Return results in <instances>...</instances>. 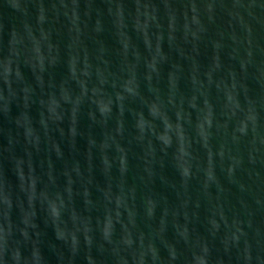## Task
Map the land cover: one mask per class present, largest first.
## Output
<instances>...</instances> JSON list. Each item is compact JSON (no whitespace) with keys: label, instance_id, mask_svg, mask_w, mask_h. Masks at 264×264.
<instances>
[{"label":"clouds","instance_id":"9594fccd","mask_svg":"<svg viewBox=\"0 0 264 264\" xmlns=\"http://www.w3.org/2000/svg\"><path fill=\"white\" fill-rule=\"evenodd\" d=\"M0 6V264H264V0Z\"/></svg>","mask_w":264,"mask_h":264},{"label":"water","instance_id":"95a60500","mask_svg":"<svg viewBox=\"0 0 264 264\" xmlns=\"http://www.w3.org/2000/svg\"><path fill=\"white\" fill-rule=\"evenodd\" d=\"M100 2H101V0H96L97 4H100ZM125 2L129 5V7L131 6V0H125ZM101 7H102V5H101ZM18 23H19V18L9 8H7L6 6H0V25H3V28H4L5 31L10 26L18 24ZM254 27H255V25H254ZM255 35H256L258 40H260L261 42H264V33H261L259 31H257L255 33ZM104 39H105L106 43L109 44V45H112L114 43L112 38H111V36H110V34H108V33L104 34ZM204 61H205V56H204L203 49H202L201 62H204ZM22 71H24L26 79H28L30 81L31 80V76L28 73L27 69H22ZM52 75H53L54 80H59L64 75L63 66L62 65H57L56 68H54L52 70ZM12 111H13V113H15L16 109L13 108ZM32 116H33V118H36V116H37V107L35 105H33V108H32ZM9 126L10 125L4 123L3 121H0V127H9ZM80 127H81L82 130L88 131V120H87L86 116H82L81 117ZM91 131L93 132V134H95L97 136L99 135V129L93 128ZM57 139H59L58 136H57ZM0 140H2V138H0ZM77 144L82 150L83 149V144H84L83 139L78 138ZM35 162H36V157H34V163ZM54 165H55L56 168H60L62 166L60 161H54ZM4 167H5V171L7 172V164H6V162L4 164ZM163 174L165 176H167L169 179H173L174 176H175L174 171L171 169V167H169L167 165V163L165 164V168L163 169ZM97 179L98 180L101 179L98 174H97ZM155 187H156V189L158 191L159 190H163V188L160 185L159 181L156 182ZM196 190H197V185L195 183H193L190 191H191V193L193 195H195L196 194ZM168 196H169L170 200L173 199L171 193H168ZM41 216H42V214H38L37 223L40 225L41 230L45 233L43 239H44L45 242L51 241L52 240L51 228L50 227H48V228L44 227L43 223L41 222ZM141 226L143 227V225H141ZM197 229H198V231H201V232L203 231V229L200 227L199 224H197ZM168 235H169V237H171V231L170 230H169V234ZM44 251H45V255L48 257V259L50 261V264H55V258L51 255V253L47 250L46 247H45ZM232 264H236L234 259L232 261Z\"/></svg>","mask_w":264,"mask_h":264}]
</instances>
